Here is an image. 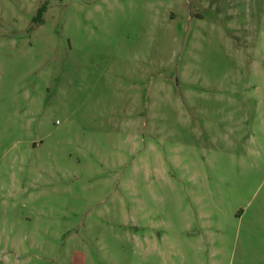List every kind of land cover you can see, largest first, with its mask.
<instances>
[{"label": "rangeland", "instance_id": "374dc122", "mask_svg": "<svg viewBox=\"0 0 264 264\" xmlns=\"http://www.w3.org/2000/svg\"><path fill=\"white\" fill-rule=\"evenodd\" d=\"M0 264H264V0H0Z\"/></svg>", "mask_w": 264, "mask_h": 264}, {"label": "trees", "instance_id": "16d2710c", "mask_svg": "<svg viewBox=\"0 0 264 264\" xmlns=\"http://www.w3.org/2000/svg\"><path fill=\"white\" fill-rule=\"evenodd\" d=\"M46 9H47V5H46V4L42 5V6L38 9L37 15L34 17V20H35L36 22H39V23H42V22H43V15H44Z\"/></svg>", "mask_w": 264, "mask_h": 264}]
</instances>
